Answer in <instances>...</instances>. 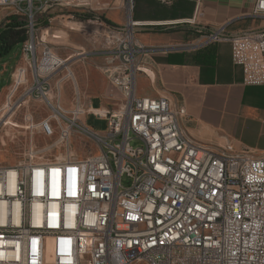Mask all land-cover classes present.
I'll use <instances>...</instances> for the list:
<instances>
[{
  "label": "built area",
  "instance_id": "obj_1",
  "mask_svg": "<svg viewBox=\"0 0 264 264\" xmlns=\"http://www.w3.org/2000/svg\"><path fill=\"white\" fill-rule=\"evenodd\" d=\"M112 2L0 0L3 18H26L28 54L41 19L80 17V10L94 15L103 42L96 53L109 58L105 73L123 96L117 110L95 111L108 120L107 131L86 123L77 100L69 122L57 115L39 122L44 136L59 135L43 148L62 145L64 152L31 151L24 161L0 163V264H264V156L200 142L181 124L185 107L165 95L136 93L135 58L145 46L132 13L125 26L100 17ZM248 16L260 27L229 40L247 83L262 85L264 0H255ZM226 38L225 27L207 35ZM38 43L44 48L40 66L63 64L39 35ZM75 131L97 150L79 155L71 147ZM185 254H197V261H185Z\"/></svg>",
  "mask_w": 264,
  "mask_h": 264
},
{
  "label": "crops",
  "instance_id": "obj_2",
  "mask_svg": "<svg viewBox=\"0 0 264 264\" xmlns=\"http://www.w3.org/2000/svg\"><path fill=\"white\" fill-rule=\"evenodd\" d=\"M141 2L132 14L136 37L145 46L135 58L139 67L134 74L136 93L165 95L174 106L185 107L181 124L194 139L215 148L230 143L236 151L263 157L264 84L247 83L243 66L234 62L229 40L260 27L259 21L248 16L255 0ZM108 8L111 11L106 12ZM108 8L101 13L102 19L127 25L126 6L115 0ZM222 27L226 39H207ZM83 63L88 75L79 93L86 110L83 119L98 117L108 122L95 111L117 110L123 99L105 73L110 60L95 52L88 53ZM5 64H0V78L6 74Z\"/></svg>",
  "mask_w": 264,
  "mask_h": 264
},
{
  "label": "rangeland",
  "instance_id": "obj_3",
  "mask_svg": "<svg viewBox=\"0 0 264 264\" xmlns=\"http://www.w3.org/2000/svg\"><path fill=\"white\" fill-rule=\"evenodd\" d=\"M140 1L142 5L146 4L145 0H133L134 7L130 11L129 0H117V3L126 6L128 17L133 14ZM108 11H111L110 8L106 12ZM5 12L7 10L0 9V25L6 20L3 18ZM77 12L91 14L82 10ZM102 12L104 11L99 14ZM91 16L92 18L84 20L75 15L69 19L58 17L47 27L41 23V19L29 54L22 44L21 47L16 46L8 62L0 60V64L10 66L0 78V163L24 161L31 151L49 156L65 151L62 145L48 150L43 148L45 144L56 141L59 135L56 133L51 137L44 136L39 132V122L46 116L57 115L64 122H69L73 117L72 111L76 107V101L80 99L79 93H83L81 82L88 79L83 59L88 53L103 49L102 39L95 31L94 15ZM81 20L87 22L80 23ZM38 35L47 42L54 55L64 61L61 66H54L57 68L51 73L42 76L38 69L44 59V48L38 43ZM86 123L101 132L107 131L109 127L108 122L98 117L88 118ZM137 143L134 142L135 145ZM71 147L79 155L97 150V145L79 131L73 133ZM50 253L48 252V259L51 257Z\"/></svg>",
  "mask_w": 264,
  "mask_h": 264
},
{
  "label": "trees",
  "instance_id": "obj_4",
  "mask_svg": "<svg viewBox=\"0 0 264 264\" xmlns=\"http://www.w3.org/2000/svg\"><path fill=\"white\" fill-rule=\"evenodd\" d=\"M56 17H58V15H53L50 18L43 20L41 23L47 27ZM80 17L82 19L92 18L91 14H81ZM106 21L111 24L109 20L106 19ZM27 25L28 22L25 17L17 15L6 17V20L0 25V60L8 62V58L12 56L16 46L21 47L27 40ZM9 67L10 66H7V70Z\"/></svg>",
  "mask_w": 264,
  "mask_h": 264
},
{
  "label": "bare ground",
  "instance_id": "obj_5",
  "mask_svg": "<svg viewBox=\"0 0 264 264\" xmlns=\"http://www.w3.org/2000/svg\"><path fill=\"white\" fill-rule=\"evenodd\" d=\"M49 60V63L52 62V59ZM52 67L54 66H40L38 69L40 72V76L50 72ZM196 251H203V243H196ZM48 252H51V246L48 247ZM185 261H197V254H185ZM209 264H218V260L209 259Z\"/></svg>",
  "mask_w": 264,
  "mask_h": 264
}]
</instances>
